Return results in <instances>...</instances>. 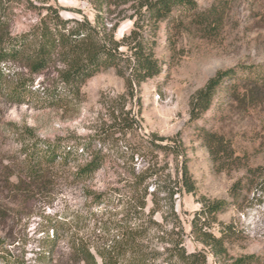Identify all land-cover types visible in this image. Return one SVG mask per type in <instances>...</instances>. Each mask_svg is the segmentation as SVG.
I'll use <instances>...</instances> for the list:
<instances>
[{
  "label": "rangeland",
  "instance_id": "obj_1",
  "mask_svg": "<svg viewBox=\"0 0 264 264\" xmlns=\"http://www.w3.org/2000/svg\"><path fill=\"white\" fill-rule=\"evenodd\" d=\"M103 1V2H102ZM197 11L216 9L223 21L208 27L176 8L157 30L144 28L156 42L161 72L139 85L126 87L128 65L98 72L82 86L79 99L51 105L46 92L56 80L59 62L42 73L18 63L0 65V264H46L48 236L59 228L50 259L70 260V237L105 246L120 236L117 222L138 211L133 224L145 228L146 252L166 256L169 241L185 230L189 252L204 250L208 264L219 262L191 234V221L205 201L225 200L229 206L218 219L233 223L237 237L229 244L231 257L255 255L264 264V185L235 198L233 184L244 177L245 164H264V106L245 111L238 99L249 72L264 75V0H195ZM141 0H0V16L12 35L36 27L53 6L65 18H101L121 41L135 26ZM201 20V19H200ZM183 21L186 28L175 29ZM126 50V47H121ZM232 70L217 88L210 108L194 117L192 99L219 72ZM123 74V75H122ZM28 81L22 101L9 92L18 81ZM20 81V84H21ZM207 131L223 133L232 141L243 166L221 169L205 145ZM62 142L77 155L29 172L26 153L35 142ZM169 145L168 149L160 146ZM183 153L176 154L172 147ZM95 156L99 167L89 175L80 170ZM186 162L196 185L187 193L179 184ZM145 196L146 207L138 205ZM173 208V209H172ZM216 226L214 230H218ZM170 234V235H168ZM53 244V243H52ZM52 248V247H51ZM46 252V253H45ZM234 260V259H233Z\"/></svg>",
  "mask_w": 264,
  "mask_h": 264
},
{
  "label": "trees",
  "instance_id": "obj_2",
  "mask_svg": "<svg viewBox=\"0 0 264 264\" xmlns=\"http://www.w3.org/2000/svg\"><path fill=\"white\" fill-rule=\"evenodd\" d=\"M103 2V1H102ZM137 12L135 26L121 41L113 34L114 29H108L101 18L102 6L97 7L96 24L87 18H65L53 6H47L46 14L39 24L21 35H12L8 31V22L0 16V65L6 62L18 63L32 73H42L45 69L59 62L62 66L58 76L51 87L46 91L51 105L66 103L81 96L82 86L98 72L109 68L118 69L128 65L130 75L125 76L126 87L135 91V84H140L161 72L162 64L155 51L156 42L148 37L144 28L157 30L158 24L169 19L173 11L181 7L190 14V25L195 20L206 23L208 27H219L223 21L222 15L216 9L206 12L197 11L195 0H141ZM201 19V20H200ZM183 21L176 22L175 29L186 28ZM126 50H121V47ZM233 73L232 70L219 72L200 89L192 99L191 113L194 117L207 111L213 97L224 78ZM123 75V74H122ZM0 68V80L3 79ZM21 81V80H20ZM17 82L9 92L11 98L22 101L29 88L28 81ZM238 99L244 103L245 111L251 113L260 106H264V75L249 72L245 77V85ZM205 145L215 165L221 169L239 168L243 166L242 158L236 152L234 144L223 133L207 131L204 134ZM62 142H35L29 148V172L33 176L40 173V167L54 163L59 156L65 163L70 162L77 155V150L64 146ZM168 149L171 146H160ZM176 154L183 153L179 146L172 147ZM99 156L88 162L80 170V174L89 175L99 165ZM244 177L236 181L231 187L230 194L236 197L245 190L263 187L264 164H245ZM179 184L187 193H196V185L186 162L181 167ZM145 196L138 207L143 210ZM229 206L225 200L205 201L203 208L195 213L191 221V234L193 238L206 246L209 252L219 262L230 261V264H255L259 261L255 255L231 257L229 244L233 243L238 231L233 223H225L218 219V214ZM173 209V208H172ZM138 211L117 222L120 236L105 246L91 245L83 237L75 234L70 237L72 254L70 260L63 264H208V253L204 250L189 252L185 246V230L173 209L175 218L182 231L177 238L169 241L166 256L158 261L159 256L146 252L142 239L145 228L142 224L133 226L140 219ZM48 236L51 247L44 254L46 264H53L50 256L60 239L58 227ZM219 226L218 230H214ZM170 235V234H168ZM234 259V260H233ZM15 264V261L10 262ZM60 264V263H56ZM62 264V263H61Z\"/></svg>",
  "mask_w": 264,
  "mask_h": 264
}]
</instances>
